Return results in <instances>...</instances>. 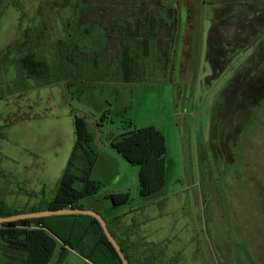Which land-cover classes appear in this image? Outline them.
<instances>
[{"label":"rangeland","instance_id":"obj_1","mask_svg":"<svg viewBox=\"0 0 264 264\" xmlns=\"http://www.w3.org/2000/svg\"><path fill=\"white\" fill-rule=\"evenodd\" d=\"M76 1L0 0V53L10 52L11 63L38 47L49 58L52 45L64 62L63 51L72 45L101 49L104 28L79 26L76 19L70 38L53 34L59 29L52 7ZM164 3L177 10V29L161 74L157 69L155 74L141 71L137 80L124 82L113 66L100 67L93 75L91 61L77 59L79 79L74 86L68 88L70 80L59 81L28 94L35 117L12 129L0 146V172L6 175L0 178V210L28 209L42 200L39 190L55 191L75 141L74 119L79 117L97 152L91 178L101 183L97 194L80 200L84 209L109 220L108 196L121 200L128 194V202L112 213L132 227L124 229L126 239L139 242L140 251L156 246L160 264H264V100L251 108L244 131L232 140L227 138L232 122L222 108L223 92L235 74L256 59L264 25L261 37L215 74L207 44L217 5L212 0ZM70 7L61 10L68 13ZM18 22L20 36L11 44ZM108 55L110 50L100 60L106 62ZM65 65L68 70L67 61ZM147 128L164 140L165 186L140 197L138 167L110 144L132 129ZM4 245L0 238V264H8ZM56 255L57 249L48 264H56ZM59 261L88 264L73 253Z\"/></svg>","mask_w":264,"mask_h":264},{"label":"trees","instance_id":"obj_2","mask_svg":"<svg viewBox=\"0 0 264 264\" xmlns=\"http://www.w3.org/2000/svg\"><path fill=\"white\" fill-rule=\"evenodd\" d=\"M217 1L212 0L217 7L214 9L207 44V59L215 74L225 69L233 55L247 50L257 37H261L260 28L264 25V0ZM164 2L165 0H81L82 11L79 14L75 13L71 2L53 6L54 21L61 27L60 33L53 32L58 39L71 37L70 28L74 26L76 19L79 26L82 24L104 28L105 44L99 50L86 46L81 48L78 45L64 49L62 56L68 63V70L66 61L61 62L56 47L54 49L51 45L49 58L43 48L36 47L35 51L27 52L15 60L16 77L11 93L39 90L66 80H70L68 88L74 86L79 79L75 75L78 73L77 59L90 60L92 70L89 72L93 75L101 70L100 67L113 66L117 78L124 82L137 80L136 75L141 71L154 73V69H157L160 73L161 65L167 69L177 29V10ZM71 4V12L61 10ZM48 23L46 22L47 25ZM263 40L257 46L256 59L235 74L223 92L222 108L230 118L226 120L232 122L227 127V138L230 140L240 136L249 120L251 108L264 100ZM108 50L109 59L107 57L106 62L101 61V56L107 55ZM101 62L106 64L100 65ZM83 64L80 62L81 69ZM74 125L75 141L55 191L48 194L41 189L42 200L38 206L21 211L3 207L0 217L43 210L84 209L79 205L80 200L98 193L101 183L91 178L97 152L92 147L83 121L75 117ZM110 147L128 164L138 167L140 197L151 196L164 188L166 149L159 133L150 128L132 129L123 133ZM76 183L80 184L79 188L74 187ZM108 199L111 202L109 220L102 213L93 211L103 217L128 263L160 264V251H154L156 246L140 251L137 248L139 242L129 243L126 239L124 229L128 230V227L119 231L118 228H113V225L119 227L121 216L112 213V210L126 204L128 194H122L121 200H117L114 195H109ZM0 238L5 242L8 264H47L52 259L57 242L88 264H122L98 222L90 216L60 215L3 223L0 224Z\"/></svg>","mask_w":264,"mask_h":264},{"label":"crops","instance_id":"obj_3","mask_svg":"<svg viewBox=\"0 0 264 264\" xmlns=\"http://www.w3.org/2000/svg\"><path fill=\"white\" fill-rule=\"evenodd\" d=\"M15 29H16L15 36H13V40L11 44L16 42V40H18L20 36L18 25L15 26ZM9 56H10V52H6V54L0 53V135H1L0 146L2 144V141L6 140L8 134H10L12 129H14L17 125H22L23 123L30 121L31 119L35 117V115H33L29 110L30 106H29L28 94L31 93L32 91L30 90L26 92L24 91V92H18V93H11L12 83L16 77V74H15L16 67H15L14 61L10 63ZM4 176L6 175L0 172V178ZM38 204H40L39 201H38ZM38 204L34 206H37ZM124 221H125L124 219L120 220V223L118 224L120 228L115 227L114 225H113V228L115 230L118 228L117 231H119L120 229L122 230L123 227H128L129 228L128 231L132 230L131 229L132 227L130 225L129 226L131 228L127 226V222H124ZM132 226L136 227L135 224ZM132 241L133 240H131L130 238L128 239L129 243L137 242V241H133V242ZM61 245L62 244L60 242H57L54 246L52 259L57 249L56 264H61V261H59L60 256L62 258L63 255L73 253L69 249H64Z\"/></svg>","mask_w":264,"mask_h":264},{"label":"water","instance_id":"obj_4","mask_svg":"<svg viewBox=\"0 0 264 264\" xmlns=\"http://www.w3.org/2000/svg\"><path fill=\"white\" fill-rule=\"evenodd\" d=\"M60 215H81V216H90L94 218L98 222L107 241L111 244L116 254L118 255L121 263L129 264L121 248L119 247L116 240L113 238V236L109 232L105 220L100 214H98L97 212L93 210L82 209V208H66V209H57V210H43V211H37V212H27V213L11 215L7 217H0V224L15 222L19 220L38 219V218L60 216Z\"/></svg>","mask_w":264,"mask_h":264},{"label":"flooded vegetation","instance_id":"obj_5","mask_svg":"<svg viewBox=\"0 0 264 264\" xmlns=\"http://www.w3.org/2000/svg\"><path fill=\"white\" fill-rule=\"evenodd\" d=\"M80 1L81 0H77L76 2H75V4H73V6H74V11H75V13L76 14H79L82 10H81V3H80ZM17 10L19 11V17H20V15H21V9L20 8H17ZM214 16V15H213ZM58 21V20H57ZM19 23L20 22H18V28H19ZM92 26H90V27H88V28H91ZM59 29V30H58ZM57 32H61V27L59 28V27H57Z\"/></svg>","mask_w":264,"mask_h":264}]
</instances>
